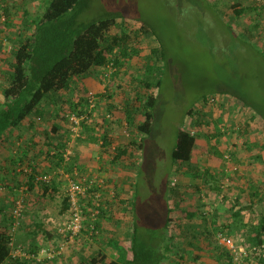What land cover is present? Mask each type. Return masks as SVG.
Returning a JSON list of instances; mask_svg holds the SVG:
<instances>
[{"label": "rangeland", "instance_id": "obj_1", "mask_svg": "<svg viewBox=\"0 0 264 264\" xmlns=\"http://www.w3.org/2000/svg\"><path fill=\"white\" fill-rule=\"evenodd\" d=\"M15 1L18 2V0ZM207 1L208 4H216L214 6L209 4V7ZM250 1L85 0V6L76 17L78 23H88L104 15L115 13L128 17L127 20L133 30H137L140 26L135 19L147 23L153 29L154 35L163 45L164 57H166L162 68L161 64H158L160 65L158 69L160 83L157 88L142 90L141 86H136L134 84L136 82L130 80V77H136V79L143 77V62H148L146 59L149 49L158 46V40L154 35L144 37L140 35L138 53L128 59L125 67L95 68L89 77L78 80L70 92H63L60 99L55 100L56 104L47 103L45 105L44 117L33 120L39 129L36 133L31 134L28 129L25 131L22 128V131H17L18 135L11 134V143L15 144L14 148H16L15 153L19 155L21 150L26 149L25 159L34 161L35 164L29 161L32 166H38L40 160L46 163L52 160L57 165L58 159L52 157L57 151L55 146L63 145V140H66L65 146H60L64 152L62 155L64 162L58 169H61L59 171L62 174L55 170L59 174L55 175L59 178H56V181H62L63 173H67L63 171L62 166L65 165V161L68 162V155L72 157L77 155L78 151L79 153L85 151L93 158L100 153L105 160L107 158L110 160L114 152H111L109 145L127 147V155L115 162L113 172H118L119 167L124 169L127 166L131 167V163L136 166L139 163L134 182L136 196L133 216L141 233L144 229L162 227L165 217V193L167 192L164 189V183H168L170 179H172L170 184L182 181L181 184H177V192L182 199L179 200L178 208L182 209L179 208L181 211L176 210L173 214L176 221L174 224L170 223V228L179 220L180 223L200 222L198 226L203 233L204 221L202 219L194 217L196 219L187 220L185 214L191 211L189 209L200 210L199 207L203 209L205 206L207 208L215 206L219 208L220 206L219 210L222 211L223 207L232 208L236 198L244 205L249 199L247 194L250 186H255V188L258 186L264 194V123L256 116L255 121L248 124V133H242L248 120L246 115H252L248 108H252L253 111L255 108L264 111V56L259 53L263 50L261 44L264 41V11H257L259 15L257 12H251L238 17L233 14L229 6L237 2H243V5L247 6L250 5ZM258 1L264 3V0ZM28 2L22 5L28 6ZM217 9L226 15L217 12ZM32 10L31 13L34 15L40 13L43 7L37 5V8ZM256 14L258 18L254 20V23H257V26L254 28L250 18ZM231 15L240 23L236 28ZM111 32H114L113 28ZM2 79L3 77L0 79L2 83H6V80ZM140 89V92H144L141 93L142 96L155 95L153 121L146 134L127 125L123 113L125 102L137 95ZM217 89H224L223 92L228 95H219L218 101H222L223 107L206 103L203 111L200 110L206 112V115L200 117L204 125L199 130L195 127L194 129L196 138L202 141V148L196 145L193 149V166L188 168L184 163H172L170 161L171 150L179 126L183 129L193 128V119L199 118L198 115L192 118L187 111L191 108L194 111L196 108L199 109L201 99L210 96ZM233 92L234 94L241 93L249 106L245 107L243 102L230 96ZM108 93L112 94L110 98L105 97ZM82 97L91 100L90 107L87 108L91 113L87 118L90 128L86 131L80 124L81 120L86 117L85 114L78 116L79 110H75L73 106L76 100ZM55 107L59 109L58 113L53 111ZM71 116L76 118L77 122L74 125V122L70 120ZM138 121H142L141 116H137L136 123H139ZM26 122L27 120L24 125ZM52 126H59L58 134L54 135L52 132L48 136L43 134L42 131L45 128L49 132ZM104 134L110 138V144L106 145L109 147L108 150L101 145V137ZM92 135L98 136V140L93 145L94 148L91 146L94 141L90 140ZM14 136L17 137L14 138ZM143 136L141 151L138 147L129 146L132 141L141 142ZM47 137H51L50 147H46L49 146L45 141ZM33 144L38 145L40 150L31 151ZM2 146L0 148H3ZM7 148L10 150V147ZM45 148L48 152L51 151L47 156L43 152ZM216 149L221 156L215 154ZM10 152L12 155L15 154ZM29 154L33 157L31 158ZM79 157L74 156L73 167L85 166L84 163H79ZM46 158L49 159L46 160ZM97 165L94 171L99 173L103 167H100L99 163ZM83 168L90 171L91 175L95 174L89 167ZM47 171L51 176L54 174V171ZM207 172L216 173L223 185L224 189L217 198H210L208 195L210 192L203 180ZM10 173V176H14L18 172L14 170ZM194 174H197L195 178ZM62 188L65 193L67 185L64 183ZM241 189L245 191V194L240 193ZM223 193H227L230 199L228 198L221 205L220 197ZM196 194L199 197L197 200L194 197ZM16 195L12 196L13 199L19 196L21 199L20 194L17 197ZM50 200L53 201V199ZM28 201L32 202L31 199H27ZM262 209H264V201L258 204L256 202V205L242 212L240 218L243 217V220L249 222L252 218L251 213L259 216ZM22 211H24V206ZM228 212L230 213L231 210ZM23 214L25 216L26 212ZM224 219L226 223L231 221L229 216ZM23 222L25 224V217ZM175 229L177 231L176 227ZM208 232L214 235L210 229ZM180 240L181 238L178 237L177 241ZM181 255L183 259L179 263L193 264L192 255ZM255 258L257 257L253 256L250 262H255Z\"/></svg>", "mask_w": 264, "mask_h": 264}, {"label": "trees", "instance_id": "obj_2", "mask_svg": "<svg viewBox=\"0 0 264 264\" xmlns=\"http://www.w3.org/2000/svg\"><path fill=\"white\" fill-rule=\"evenodd\" d=\"M210 4V3H209ZM208 4L210 7L214 4ZM85 6V0H43L41 8L43 10L40 13L31 16V20L28 26L32 28L30 35H27L20 39V42L16 46L15 51L12 55V63L10 65V71L5 73L3 79L6 83H2L0 86L1 99H0V145L6 144L7 133L12 134V129L20 126L23 122L34 120V118H43L45 115V105L47 103L56 104L57 100L63 92H70L73 89V85L80 79L89 77L95 68L105 69L106 67H125L131 56L138 53V41L140 35L148 36L154 35L153 29L143 21L136 20L140 23L137 30H133L132 25L128 22V17L120 16L115 13L104 15L96 20L88 23H78L76 17L78 13ZM238 17H243L251 12L264 11V3L258 0H251L250 5H243V2H237L229 5ZM217 12L221 13L220 9ZM226 15V13H221ZM259 15L260 13L257 12ZM250 18L254 28H256L257 23L254 20L258 18V15ZM24 16L28 17V11H24ZM233 17V15H231ZM119 20V21H118ZM256 21V20H255ZM235 28L240 25L236 19H232ZM114 32H111V29ZM133 31V32H130ZM129 32V33H128ZM155 36V35H154ZM156 37V36H155ZM158 40V46L149 49L147 56L148 62H143L144 75L143 77L136 79V77H130L132 82H136V86H141V89L157 88L160 83L159 79V63L161 68L166 62V57H164V48L162 43ZM260 40V39H259ZM262 43V42H260ZM263 48L262 52H259L264 56V41L261 44ZM100 75L102 73L100 72ZM139 90L137 95L131 97V100L125 102L123 113L125 114V121L127 125L137 128L140 132L146 134L149 129L150 123L153 121V105L155 102V95L148 94L147 96H142ZM224 89H217L211 93L210 96L203 97L201 99L202 103L199 109L195 111L191 108L187 111V114L192 118L194 115H198L199 118L193 119V128L183 129L179 126L174 146L171 150V162L187 163L190 161L192 150L195 145L196 140V129H201L204 125V121L200 118L206 115V112H202L206 106L207 97H211L213 100L210 103L213 106H222V101H218L220 94H226L223 92ZM233 92L230 96H233L237 101L243 102L245 107H248V102L241 93L234 94ZM228 95V94H226ZM102 96V95H101ZM112 94H107L105 97L110 98ZM60 99V98H59ZM91 100L87 98H78L73 104L75 110H79L77 115L85 114L80 122L83 130L90 128V124L87 123V118L91 115L90 111L87 109L90 107ZM55 106V105H54ZM89 106V107H88ZM111 107H114L111 105ZM254 109V108H253ZM202 110V111H200ZM252 115L247 114L248 118L246 125L242 129V133H248V124L255 121V117L258 116L264 123V111L259 109L248 108ZM55 113L59 112L57 107L53 110ZM52 111V112H53ZM137 116H141L142 121L137 122ZM76 123H73V125ZM33 125V123H31ZM96 125V124H95ZM97 126V125H96ZM250 126V125H249ZM59 126H52L51 131L54 135L58 134ZM191 131L194 133L191 134ZM144 134V135H145ZM91 135V133H90ZM141 142L132 141L129 146L138 147L141 151L143 147V139ZM47 145L51 146L50 137H47ZM91 141L96 142L98 140L97 135H92L90 137ZM5 141V142H4ZM66 140H63L64 147ZM104 146L110 144V138L105 134L102 136V142ZM55 146L57 150L54 157L58 159L57 166H61L64 161L63 149L62 147ZM111 146V145H110ZM59 148V149H58ZM111 148V147H110ZM112 149V148H111ZM113 161L116 162L119 158H122L127 154V147H114L113 149ZM47 153H49L47 151ZM218 154V152H216ZM21 157H25L27 151L22 154L19 153ZM54 154V152H53ZM52 154V155H53ZM221 153H219L220 155ZM48 155V154H47ZM46 155V156H47ZM221 156V155H220ZM25 159V158H24ZM70 159V160H69ZM23 160V159H22ZM26 160V159H25ZM68 162L65 161V165L62 166L63 171H69L70 166L75 163L74 156L68 155ZM17 165L15 164V169L21 180L24 179V183L21 180L17 181V174L13 177L15 182L6 183L3 181L4 187L7 186L9 190L16 191L20 193L19 188L21 185L26 186L27 191H32L34 185L38 184L40 191L46 192H57L60 182L56 187V176L59 175L54 171V174L49 175L50 172L43 170V172L38 171L36 165L32 166L29 162H21ZM56 166V167H57ZM18 168V169H17ZM189 168V166H188ZM72 169V168H71ZM59 173L61 169H56ZM50 171V170H49ZM69 173V172H67ZM62 174V172H61ZM195 175V174H194ZM40 176H48V180L37 179ZM84 175L81 173H75V178L80 179ZM197 174L194 176L196 177ZM72 179V178H71ZM73 179V180H76ZM203 180L208 186V195L210 198H217L221 194L223 185L216 173L207 172ZM84 186L91 185L89 180L87 182L79 180ZM172 179L168 183H164V189L167 190L165 193V217L161 228H148L144 229L143 233L137 228L134 216L132 222V231L129 245H120L118 243L114 244L117 250L118 258L116 260H105V257H100L99 261L92 259L93 263L99 262L100 264H161L170 257L171 254H178L180 247L178 246V237L184 236L185 240L189 237L190 232L183 230L179 222L170 228V223L174 224L176 219L173 218L175 214V206L178 207L177 199L180 196L177 192V184H170ZM211 181V182H210ZM21 183V185L19 184ZM173 185V186H171ZM92 189L98 192L102 196V189H97L91 185ZM3 188V187H0ZM95 188V189H94ZM7 189V188H6ZM88 189L87 197L82 200L84 203H89L94 200V191ZM197 189V188H196ZM226 190V189H225ZM198 191V190H197ZM27 194L26 191L23 192ZM240 193L245 194V191L241 189ZM92 194V195H91ZM136 194V191H135ZM132 203L133 210L135 209V195ZM167 194H171L175 197V200L169 201ZM227 193H223L220 197V203H225L230 196L227 197ZM13 194L8 201V209L5 222L0 226V264H40L35 260H26L24 257L22 259L18 257L11 256V247L9 242L14 239L16 230L12 231L14 223L18 221L16 229L24 226L23 218H17L14 215V208L16 200L13 199ZM248 201L246 204H241L239 199H235V205H232L230 209H225L220 211H210V216L206 217L203 213H198V211H187L186 218L192 219L194 217H200L204 221V225L207 226V222L211 223V228L216 235L215 240L212 239L213 236L204 229L205 236L212 240L215 245V256L217 260L221 259L222 263L219 264H232V256L229 250L222 244H219L220 236L230 237L235 243L240 244V246L245 251H249L251 248L255 247L256 255L255 257H260L264 261V256L262 253V248L260 245L264 241V209L260 210L259 216L255 213H251L252 218L249 222L242 223L240 216L242 212H245L249 208L253 207L258 203L264 201V194L260 191L257 186H250L248 191ZM26 197V196H25ZM227 197V198H226ZM103 199V196L101 198ZM224 200V201H223ZM62 207L61 215L67 213L69 201L68 197L62 196L61 198ZM93 203V202H92ZM101 203V202H100ZM103 203V202H102ZM23 205L27 204V199L22 202ZM103 204L106 205L104 202ZM108 210L99 208V215L96 216L94 221H91L94 225L95 232L98 225V219ZM231 212L229 213L228 211ZM23 213V212H22ZM229 216L231 221L226 223L224 217ZM85 222L83 223V228L80 233L75 236L77 238L80 236L81 232L84 230ZM177 228V231L175 229ZM180 229V231H179ZM206 231V232H205ZM93 233V230H89ZM218 233V234H216ZM95 234V233H94ZM219 236V237H218ZM188 243L190 242L187 240ZM200 243V242H199ZM193 248H197L196 245ZM202 248V247H201ZM204 249V248H203ZM254 254L252 255V257ZM181 257H183L181 255ZM193 257H197L193 255ZM250 263L248 257H244L243 264Z\"/></svg>", "mask_w": 264, "mask_h": 264}, {"label": "crops", "instance_id": "obj_3", "mask_svg": "<svg viewBox=\"0 0 264 264\" xmlns=\"http://www.w3.org/2000/svg\"><path fill=\"white\" fill-rule=\"evenodd\" d=\"M27 1H29L28 2L29 4L27 3L28 6L22 5L24 3L26 4ZM42 2L43 0H18V2H16L15 0H0V79L4 76L5 73L7 74V72L10 71V65L12 63V55L16 49V46L20 42V39L31 34L32 28L28 26V23L31 20V16H33L31 11H33L32 10L33 8L36 9L37 5H41ZM24 11H28L29 13L28 17L24 16ZM0 86H2L1 80H0ZM0 99H1V90H0ZM24 123L25 122H23L20 126L13 128L11 130L12 134L18 135L19 134L18 132L22 131V128L24 130L28 129L29 133L31 134H34L37 132L36 130H39L35 126L33 120L27 121L26 125H24ZM31 123H33V125H31ZM32 128L34 131L32 130ZM50 130L49 132H47V129L45 128V130L42 132L43 134H47L48 136V134L52 132ZM10 137H11V132L7 133V137H6L7 143L6 144L4 143V145L2 146L3 148H0V183H2L3 181L4 182L8 181L7 183L10 182L11 184L12 181H15V178L13 176H10L11 175L10 172L14 171L15 169L14 166L15 164L21 166L22 164H18L20 163V161L26 163L32 161L30 159L25 160L24 159L25 157H21L20 154L17 155L15 153L16 152V148H14L15 144L13 145V143H11ZM16 137L17 136H14V138ZM45 141L47 142V140ZM94 143L95 142L91 143L92 147ZM33 145L34 146H31L32 147L31 151L40 150V148L37 147L38 145L36 144ZM101 145L102 147L104 146L102 143ZM196 145L199 146L202 145L201 139L196 138L193 149L195 148ZM7 147H10V150ZM110 147L112 149L114 148L112 146ZM111 148L110 150L113 153V150ZM108 149L109 147L105 146V150ZM47 150L48 149L45 148V150L43 151L45 152L46 155L48 154ZM216 150H215V154H217L216 152H218V150L217 151ZM10 151H12L15 154L12 155ZM24 151H26V149L21 150L20 153L22 154ZM49 153H51V151H49ZM62 154H64V152ZM126 155H124L123 157H125ZM192 155L190 161L187 163V167L193 166ZM217 155H219V152ZM29 156L31 158L33 157L32 154H29ZM74 156L75 157L77 156V158L78 156H80L78 159L80 162L79 161L78 162L84 163L85 166L82 165V168L81 166L76 168L73 167V165L75 164L73 163L70 166V170L67 171L69 173L68 174L63 173L64 174V176L62 177L63 182L61 181V186H59L57 192L49 191L46 192L44 195V191L39 190L38 184L34 185V189L32 191H27L26 186L21 185V183L19 182L21 186L17 191L20 192L19 194L21 195V199L22 200L31 199L32 202L28 201L26 205H23L24 211L22 212L23 213L26 212L24 216L25 224L23 227H19L18 229H15L16 233L14 235L13 243L14 245L22 247L24 250H26L31 255H33L34 260L36 262H39L40 264H100L99 262L93 263L92 259H96L97 261H99L100 257H105V260H116L118 258V254H117V250L114 247V244L118 243L120 245H129L130 242L132 222H133L132 203L136 191L134 182L136 180V174H137V169L139 167V163L137 166L131 163V167L127 166L124 169L119 167L118 172H113L115 162L113 161L112 157L110 160L108 158L107 160H105V158L99 153V155L96 156V158H93L91 157L90 153L87 154L85 153V151H80V153L78 151L77 155L75 154ZM48 159L49 158H46V160ZM32 162L35 164L34 161ZM86 162L89 163L86 164ZM98 163L101 164L100 167H103V169L101 170V172L96 173L94 169L98 166L97 165ZM29 164L31 165V163ZM56 166L57 165L53 163L52 160L51 162L48 163L40 160L38 162V166L36 165V168L38 171H43V170L55 171V168L56 169L58 168V166L57 167ZM83 167H89L91 171H94L96 176L95 174L91 175L90 171H86V169H84ZM128 170H131L133 174L132 172L130 173V171ZM75 173H79V174L82 173L84 175V182H87V180H89V183L91 185L93 183L96 184L102 182L103 184L102 196L104 200H101V203L105 202L106 205L108 206V210L102 216L99 217L95 234L89 232L90 225L92 222L90 221L88 214L85 221L84 230L81 232L80 236L70 240L66 245H64L63 249L59 253H57L56 251H58V247L62 243L61 240L66 237L63 236L58 230L60 224L63 222V220L67 215V213L63 215L60 214L61 213L60 209L62 207L61 198L62 196L66 195V191L64 193V189L62 188V185H64V183L67 185L69 180L76 179ZM89 174L93 177L90 178L91 176ZM17 176H18L17 181L18 180L20 181L21 179L19 178V175ZM191 178H193V176H191ZM23 181L24 179L21 180L22 183H24ZM178 182L181 184L182 181H178ZM56 183H57L56 185L57 187L59 181H56ZM0 187H3L0 188V226H1L2 223L5 222L6 220L5 218L7 215V209H8L7 205L9 198L11 197L12 194L15 195L16 191L11 192V190H9L7 186L4 187L2 184H0ZM24 191H26L27 194H24L23 193ZM16 194L17 197L19 194L18 193ZM167 195L168 197H170L168 199V202L175 200V197L173 195L171 194H167ZM180 196L176 200L177 204H179V200L181 199ZM194 197L196 200L199 199L198 194L194 195ZM19 198L20 196L17 199ZM201 198H203V196H201ZM50 199H53V201L51 202ZM179 208L175 206V211L176 210L181 211ZM215 208L216 206L213 208H209V207L207 208V206H205L203 209L199 207L200 210H197L196 208H191L189 210L198 211V213L205 214V219H206V217L210 216L211 210L212 212L217 211L216 210L217 208L216 209ZM23 213L22 215H24ZM192 219H196V218H192ZM192 219H187V220H192ZM240 219L242 223H246V220H243V217H241ZM199 223L200 222L180 223L179 220V224L182 226L180 228L190 232L189 237L186 238L190 242L188 243L187 240L183 239L184 236L179 237L181 238V240L178 242V246L180 247V250H178L179 253L171 254L170 257H168V259L162 262L161 264H181L179 263V261L183 259L181 258V254L192 255L191 257L193 258L194 261L193 264L222 263V260L221 259L217 260L218 256H215L216 255L214 249L215 243L212 240L208 239L205 236L204 232L202 233L200 231L198 226ZM206 225L207 226L201 225L203 230L205 229V227L206 230L207 229L212 230L211 228L212 225L210 222H207ZM211 236H213L212 239L215 240L216 235L215 236L211 235ZM200 237L202 240L199 239ZM219 242L220 241H218V243ZM194 245H196L197 248H193ZM13 254L14 257L20 258L19 255L15 256V253ZM193 255H196L197 257H193ZM25 259L31 260L30 258H25ZM255 260H256L255 262L253 263L250 262L248 264H264V261L260 257L255 258Z\"/></svg>", "mask_w": 264, "mask_h": 264}, {"label": "built area", "instance_id": "obj_4", "mask_svg": "<svg viewBox=\"0 0 264 264\" xmlns=\"http://www.w3.org/2000/svg\"><path fill=\"white\" fill-rule=\"evenodd\" d=\"M212 100L213 99L209 97L207 99L208 104L212 103ZM70 120L74 123L77 122L76 118L72 116L70 117ZM192 133L194 132L191 131V134ZM48 178V176H40L37 179L47 181ZM80 179L84 181V176ZM79 180H69L67 183L66 196L68 197L69 205L67 209V215L58 229L60 233L66 237L61 240L62 243L59 245L58 251H56L57 253H59L63 249L64 245H66L70 240L74 239L75 236L80 233L81 229L83 228V223L86 221L88 214L90 221H94L96 219V216L99 215L98 209H106L107 206L100 203L102 196L98 192L94 191L91 185L84 186ZM92 185L97 189H102L103 186L102 182L96 184L93 183ZM88 189H92L94 191L92 193L94 194V200L92 201L93 203H84L82 200L84 197H87L86 191H88ZM22 209V200L17 199L14 208V215L17 218H22ZM17 225L18 221L14 223L12 231L16 229ZM91 230L94 231L93 233H96L94 225L92 223L90 225V231ZM219 241L220 244L224 245L229 250L232 256V264H243L244 257H248L249 260H251L252 255L254 254V257L256 255L255 247L251 248L249 251H245L240 246V244L235 243L234 240L230 237L220 236ZM9 245L11 247V255H13L12 257H14L13 253H15V256L19 255L20 258L24 257L34 260L33 255L24 250L22 247L14 245L13 239L10 240ZM260 247L262 248L261 250L264 254V241L262 242Z\"/></svg>", "mask_w": 264, "mask_h": 264}]
</instances>
